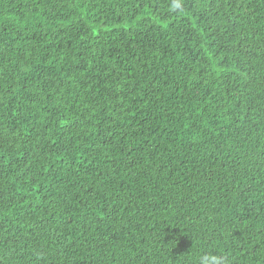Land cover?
<instances>
[{"label": "trees", "instance_id": "obj_1", "mask_svg": "<svg viewBox=\"0 0 264 264\" xmlns=\"http://www.w3.org/2000/svg\"><path fill=\"white\" fill-rule=\"evenodd\" d=\"M0 0V264H264V0Z\"/></svg>", "mask_w": 264, "mask_h": 264}, {"label": "clouds", "instance_id": "obj_2", "mask_svg": "<svg viewBox=\"0 0 264 264\" xmlns=\"http://www.w3.org/2000/svg\"><path fill=\"white\" fill-rule=\"evenodd\" d=\"M170 7L173 10L181 8V0H172ZM196 264H230V261L229 258L223 254L205 251L196 258Z\"/></svg>", "mask_w": 264, "mask_h": 264}]
</instances>
